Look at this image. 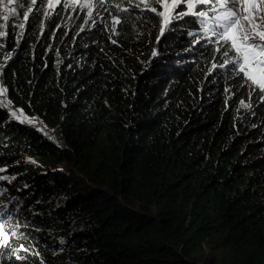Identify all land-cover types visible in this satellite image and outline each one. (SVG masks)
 <instances>
[{
    "label": "trees",
    "instance_id": "obj_1",
    "mask_svg": "<svg viewBox=\"0 0 264 264\" xmlns=\"http://www.w3.org/2000/svg\"><path fill=\"white\" fill-rule=\"evenodd\" d=\"M48 4L0 0V264H264V93L159 0Z\"/></svg>",
    "mask_w": 264,
    "mask_h": 264
},
{
    "label": "snow or ice",
    "instance_id": "obj_2",
    "mask_svg": "<svg viewBox=\"0 0 264 264\" xmlns=\"http://www.w3.org/2000/svg\"><path fill=\"white\" fill-rule=\"evenodd\" d=\"M12 2L13 0H8V3ZM35 2L36 0H33V3ZM99 2L103 3V0ZM216 2L217 0H199L198 3H190L188 7L193 9L207 4L211 11H181L173 21H169L165 16V23L183 20L187 15L197 16L204 26L205 36L204 40L196 41V43L208 42L209 47L211 43L217 44L216 51H224L225 56H233V59L226 60L218 67L230 66L233 71H236L240 79L244 80L245 85L250 88V96L252 93H264V0H219V8L215 7ZM173 6L183 7L184 5L181 2ZM163 7L168 8V4H163ZM155 10L154 8L153 11ZM160 14L165 15V13ZM27 16L28 14L25 13L26 19ZM4 18L8 19L7 16ZM208 32L212 33L211 37L207 36ZM155 55L156 53L153 52V56ZM259 98L264 102V95H260ZM248 106L245 105V107ZM2 230L3 226H0V231ZM4 239L6 242L7 236Z\"/></svg>",
    "mask_w": 264,
    "mask_h": 264
},
{
    "label": "rangeland",
    "instance_id": "obj_3",
    "mask_svg": "<svg viewBox=\"0 0 264 264\" xmlns=\"http://www.w3.org/2000/svg\"><path fill=\"white\" fill-rule=\"evenodd\" d=\"M135 1L140 4H145L147 2V0H135ZM159 1H161L162 4H165V3L168 4V8L163 7V13H165L164 18L165 16H167L168 19L172 17L173 15L178 14L181 11H185V12L200 11L198 10L199 8L193 9V8L188 7L190 3H198L199 0H159ZM181 2L184 5L183 7L173 6V5H179ZM16 3H17V0H13L12 3H8V0H2L3 11L7 13L9 12L10 9L13 10ZM92 3H93V0H49L48 6L50 9H53L55 6L59 4L69 5L71 7L78 6L79 8H81V7H90ZM204 6L205 7L203 9H210L209 5L207 4H204ZM215 7L219 8V0H217V2L215 3ZM0 105H2L5 108H9V105L4 100L3 96L0 97ZM14 113L16 115H19L21 120L23 119L22 116L18 114L16 111H14ZM25 120H29V119L26 118ZM20 152H21L20 157H19L20 160L17 163H19V166H20L19 168L22 167L21 174L28 175V174H31L33 170L40 169V168H43L42 171H46V168H44L45 166L46 167L53 166V164L51 163L52 161L51 158L41 157L40 155L29 154L30 151L26 149H20ZM1 168L3 167L0 165V170ZM50 169L53 170L52 168ZM2 170L3 171L1 173L3 175L6 174L5 172H7V170H5V168H3ZM6 179L7 180L5 181V184H0V197L6 199L5 205L9 202H12L13 203L12 210L19 211L21 210L20 208H24L25 204H28L26 203L27 200H25L22 197H20V199L17 201L13 200L16 195V191H15L16 187L14 186L15 180L13 181L12 180L13 178L11 177H6ZM5 192H9L11 195L9 196L7 195V197H4ZM21 202H25V204ZM19 206H22V207H19ZM0 226H3V230L0 231V246L6 245V244L12 245L13 244L12 241H19V240H22V237H26V235L22 233V230H20L18 225H16L8 217L0 219ZM5 236H7L6 242L4 239ZM35 247L38 249L37 246ZM205 250L207 251V248H205ZM35 264H43V262L40 259ZM72 264H76V262H72Z\"/></svg>",
    "mask_w": 264,
    "mask_h": 264
}]
</instances>
